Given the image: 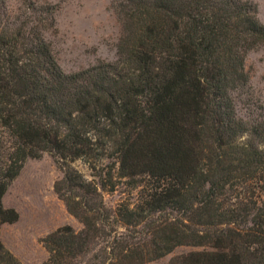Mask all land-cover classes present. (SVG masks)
Here are the masks:
<instances>
[{
	"label": "trees",
	"instance_id": "trees-1",
	"mask_svg": "<svg viewBox=\"0 0 264 264\" xmlns=\"http://www.w3.org/2000/svg\"><path fill=\"white\" fill-rule=\"evenodd\" d=\"M113 61L64 72L47 2L0 0V224L28 158L56 157L58 197L82 228H57L39 264H264V106L237 112L249 51L264 44L250 0H113ZM239 100V98H238ZM81 160L85 175L72 163ZM104 161H108L104 163ZM126 180L136 202L103 193ZM0 264H23L0 241Z\"/></svg>",
	"mask_w": 264,
	"mask_h": 264
},
{
	"label": "rangeland",
	"instance_id": "rangeland-1",
	"mask_svg": "<svg viewBox=\"0 0 264 264\" xmlns=\"http://www.w3.org/2000/svg\"><path fill=\"white\" fill-rule=\"evenodd\" d=\"M18 6L20 0H7ZM47 2L55 9V26L45 33L51 43L56 59L64 72H73L95 65L99 61H113L120 35V26L114 12L113 0H26ZM257 6L259 20L264 24V0H250ZM249 73L246 87L236 92L237 112L247 113L248 106L256 110L264 106V44L251 50L244 61ZM239 98V100H238ZM108 161H104L106 163ZM72 165L87 176L90 170L81 160ZM62 177L56 157L43 153L38 158H28L19 174L8 185L2 196V205L14 209L18 218L14 222L0 224V241L23 264H39L48 257L41 240L57 228L70 225L79 230L82 224L66 209L58 197L54 184ZM113 191L103 193L106 205L113 207L118 202H136L137 189L126 180H118ZM247 202L238 203V208L252 206L264 192L255 186L242 190ZM194 248L178 246L169 254L141 264H170L182 254Z\"/></svg>",
	"mask_w": 264,
	"mask_h": 264
}]
</instances>
